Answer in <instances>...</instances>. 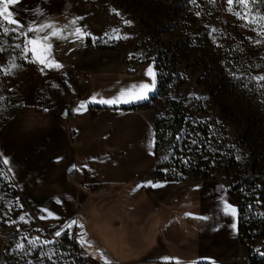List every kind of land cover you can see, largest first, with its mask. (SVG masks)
I'll return each mask as SVG.
<instances>
[{
    "label": "rangeland",
    "instance_id": "374dc122",
    "mask_svg": "<svg viewBox=\"0 0 264 264\" xmlns=\"http://www.w3.org/2000/svg\"><path fill=\"white\" fill-rule=\"evenodd\" d=\"M55 7L81 21L91 56L148 64L142 77L150 87L153 68L159 74L160 89L143 106L155 129L157 121L161 122L157 179L196 177L223 181L229 187L234 184L231 170L235 165L227 161L225 148L239 152L240 164L248 163V152L234 140L233 132L240 127L237 119L251 116L264 130V81L257 79L264 76V20L259 19L264 11L258 0L247 7L238 0L231 4L228 0H16L8 5L16 23L0 17V130L31 112L66 110L84 92L82 75L83 82H79L73 71H49L30 52L28 34L33 19ZM176 109L184 123L173 141L169 124ZM209 130L217 142L211 148L210 163ZM259 168L264 170V162ZM241 192L234 190L236 197ZM239 201L234 200L243 208L240 243L249 261L258 263L264 260V237L249 239L246 233L259 231L245 228L254 220L251 215L258 214L257 221L263 225L264 209L258 210L256 201ZM31 205L0 159V264H79L84 255L69 240L71 232L40 222ZM111 216L106 209L92 210L81 213L78 222L86 219L100 243L109 248L112 239L117 250L124 251L125 213L114 219L122 224L117 228ZM81 246L94 255L93 245L82 240Z\"/></svg>",
    "mask_w": 264,
    "mask_h": 264
},
{
    "label": "crops",
    "instance_id": "0c3cea01",
    "mask_svg": "<svg viewBox=\"0 0 264 264\" xmlns=\"http://www.w3.org/2000/svg\"><path fill=\"white\" fill-rule=\"evenodd\" d=\"M77 28L85 35H75ZM30 40L51 46L37 50L46 64L39 62ZM28 43L45 69L70 70L84 78V92L68 109L31 112L0 130V159L40 222L75 233L79 251L91 264H250L239 239L238 207L226 183L156 177L154 123L143 107L128 108L155 93V68L145 99L99 103L122 92L139 94L140 86L148 85L142 77L148 64L91 56L81 21L56 7L33 19ZM228 206L235 215L226 211ZM100 209L114 214L113 222L125 213L124 251L112 239L109 248L100 243L86 219L78 222L81 213ZM121 225L115 221L113 226ZM82 240L95 247L94 255L83 249Z\"/></svg>",
    "mask_w": 264,
    "mask_h": 264
},
{
    "label": "trees",
    "instance_id": "16d2710c",
    "mask_svg": "<svg viewBox=\"0 0 264 264\" xmlns=\"http://www.w3.org/2000/svg\"><path fill=\"white\" fill-rule=\"evenodd\" d=\"M260 7L262 11H264V0H258ZM156 89H160V79L159 74H157V87ZM154 95V94H153ZM152 95V96H153ZM152 96L150 98H152ZM149 98V99H150ZM146 103V102H145ZM145 103H141L138 105H133L128 108H142ZM225 119V118H224ZM230 120V117L226 118ZM239 122V129L235 130L233 132L234 140L238 141L241 146L245 148V151L248 152L247 157L245 158V162H248L246 164H240L242 160L240 159V154L238 151H235L234 148H228L225 151H227V161L229 164L235 165V167L231 170V173H233V181L234 184H232L228 192L231 195L232 199L236 201V203H240V199L250 201V203L256 201L260 203V206H257L259 209H264V170H261L259 167L264 162V130L260 129L256 126L257 120L255 118L245 117L241 116V118H238L236 123ZM160 120L157 121L156 129H155V155L158 151V143L160 134L158 133V127L160 125ZM184 123V117L183 114L179 109H176L174 111L173 118L170 121L169 127H170V138L171 140H175V137L179 134V131L181 130ZM212 132L209 130V163L212 160L213 156V150L211 148H214V146H217L212 138ZM234 142V141H232ZM230 142V143H232ZM240 165L242 167L240 168ZM212 168L209 166V173ZM225 173L228 175V170L225 171ZM193 179H200V178H193ZM164 180H172V181H180L182 179L174 176V177H167ZM241 189L244 191L243 193H239L238 197H236V194L234 193V190ZM263 206V207H262ZM243 208H238V214H239V238L241 236V231L243 229L242 226V211ZM257 215H251L250 217L254 220H250L247 222L246 231H250L251 229H257L259 232L257 234H245L248 235V238H258V237H264V224L262 225L260 221H257ZM250 264H264V260H261L258 263H255L253 260L250 262Z\"/></svg>",
    "mask_w": 264,
    "mask_h": 264
},
{
    "label": "snow or ice",
    "instance_id": "6c2138e0",
    "mask_svg": "<svg viewBox=\"0 0 264 264\" xmlns=\"http://www.w3.org/2000/svg\"><path fill=\"white\" fill-rule=\"evenodd\" d=\"M16 0H0V17H2L4 20H7L9 23H12V24H15L16 21L11 19L10 18V13L8 11V5L10 4H13L15 3ZM238 2L247 7L248 3L250 2H254V0H238ZM228 3L231 4L233 3V0H228ZM243 18V17H242ZM260 20H264V16H261L259 18ZM255 22V21H253ZM73 23H75V21H73ZM50 27V26H49ZM262 27H264V25H262ZM58 33L57 32H53L52 35L55 36L57 35ZM75 35L77 36H83L85 35V33H83L81 31L80 28H77L75 30ZM44 40H47L48 37H44L43 38ZM29 43H31L33 45V48L31 49L34 53H37V58L39 59V62L41 64H46V60L47 58L44 57L43 55H41L40 53H38V49L42 51H47L48 49H50V45H47L45 46L44 44L40 43L39 40H30ZM47 66L51 67L53 66L51 63H47ZM56 67H61V65H55ZM12 67H15V65H12ZM257 79L261 80V81H264V76H261V77H258ZM153 86H154V82H153ZM141 88V92L139 94H136V93H132V92H128V93H125V92H122L120 94V97L116 98V99H112V100H100L98 101L99 103H105V104H115L117 102H125V103H128V102H131L132 100H142V99H145L147 97V91L150 90L149 89V86L148 85H141L140 86ZM125 96H130L131 97V100H126V99H123ZM93 101H95V98H93ZM80 108L83 109L85 108V104H81L80 105ZM156 186V185H154ZM231 210L232 214L235 215V209L234 208H230V206H228V208H226V211L227 210ZM75 223V222H73ZM236 225H233V228H235ZM57 236L60 235L59 232L56 233ZM18 248H23V245L22 244H18L17 245Z\"/></svg>",
    "mask_w": 264,
    "mask_h": 264
},
{
    "label": "built area",
    "instance_id": "2783aa9c",
    "mask_svg": "<svg viewBox=\"0 0 264 264\" xmlns=\"http://www.w3.org/2000/svg\"><path fill=\"white\" fill-rule=\"evenodd\" d=\"M134 72V71H133ZM135 74H137V72H134ZM76 79L79 81V82H83V78L77 74L76 76ZM68 238L71 242L75 243L76 242V235L75 233L71 232L68 234ZM87 261H88V258L86 256H81L79 258V264H87ZM169 264V263H168Z\"/></svg>",
    "mask_w": 264,
    "mask_h": 264
}]
</instances>
